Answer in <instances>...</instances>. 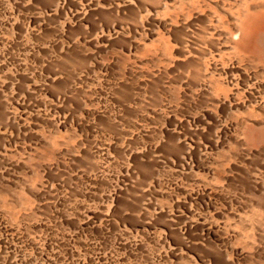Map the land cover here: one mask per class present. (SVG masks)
<instances>
[{"label": "rangeland", "instance_id": "obj_1", "mask_svg": "<svg viewBox=\"0 0 264 264\" xmlns=\"http://www.w3.org/2000/svg\"><path fill=\"white\" fill-rule=\"evenodd\" d=\"M0 264H264V0H0Z\"/></svg>", "mask_w": 264, "mask_h": 264}, {"label": "bare ground", "instance_id": "obj_2", "mask_svg": "<svg viewBox=\"0 0 264 264\" xmlns=\"http://www.w3.org/2000/svg\"><path fill=\"white\" fill-rule=\"evenodd\" d=\"M236 37V36H235Z\"/></svg>", "mask_w": 264, "mask_h": 264}]
</instances>
